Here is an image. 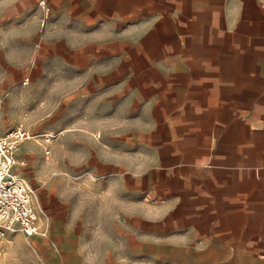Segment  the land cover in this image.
Instances as JSON below:
<instances>
[{
  "label": "crops",
  "instance_id": "crops-1",
  "mask_svg": "<svg viewBox=\"0 0 264 264\" xmlns=\"http://www.w3.org/2000/svg\"><path fill=\"white\" fill-rule=\"evenodd\" d=\"M1 3L44 13L73 46H115L114 90L137 105L117 155L131 189L146 190L152 254L264 264V0ZM60 231L53 225L35 264H84Z\"/></svg>",
  "mask_w": 264,
  "mask_h": 264
},
{
  "label": "rangeland",
  "instance_id": "rangeland-1",
  "mask_svg": "<svg viewBox=\"0 0 264 264\" xmlns=\"http://www.w3.org/2000/svg\"><path fill=\"white\" fill-rule=\"evenodd\" d=\"M1 2L0 137L17 127L33 135L19 145L13 171L32 191L41 229L49 238L58 224L84 264H163L144 235L154 230L142 220L146 190L131 189L117 155L137 105L114 90L115 46H73L44 13L21 15ZM17 237L0 239V264L39 261L47 238Z\"/></svg>",
  "mask_w": 264,
  "mask_h": 264
},
{
  "label": "built area",
  "instance_id": "built-area-1",
  "mask_svg": "<svg viewBox=\"0 0 264 264\" xmlns=\"http://www.w3.org/2000/svg\"><path fill=\"white\" fill-rule=\"evenodd\" d=\"M33 138L23 127H17L0 137V239L21 234L24 237L47 236L42 230L32 201V191L25 179L13 169L19 145ZM10 245L11 241L6 240Z\"/></svg>",
  "mask_w": 264,
  "mask_h": 264
}]
</instances>
